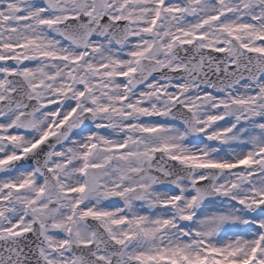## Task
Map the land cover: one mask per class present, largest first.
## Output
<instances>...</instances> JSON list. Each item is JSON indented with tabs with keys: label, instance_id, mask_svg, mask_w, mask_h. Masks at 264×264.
<instances>
[{
	"label": "snow or ice",
	"instance_id": "obj_1",
	"mask_svg": "<svg viewBox=\"0 0 264 264\" xmlns=\"http://www.w3.org/2000/svg\"><path fill=\"white\" fill-rule=\"evenodd\" d=\"M0 264H264V0H0Z\"/></svg>",
	"mask_w": 264,
	"mask_h": 264
}]
</instances>
